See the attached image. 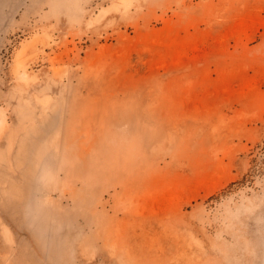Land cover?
I'll return each mask as SVG.
<instances>
[{
    "label": "rangeland",
    "instance_id": "obj_1",
    "mask_svg": "<svg viewBox=\"0 0 264 264\" xmlns=\"http://www.w3.org/2000/svg\"><path fill=\"white\" fill-rule=\"evenodd\" d=\"M0 264H264V0H0Z\"/></svg>",
    "mask_w": 264,
    "mask_h": 264
}]
</instances>
